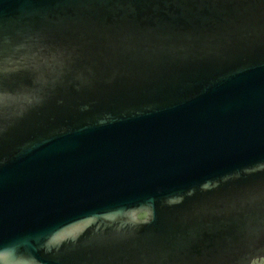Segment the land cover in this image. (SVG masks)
Here are the masks:
<instances>
[{
    "label": "water",
    "instance_id": "water-1",
    "mask_svg": "<svg viewBox=\"0 0 264 264\" xmlns=\"http://www.w3.org/2000/svg\"><path fill=\"white\" fill-rule=\"evenodd\" d=\"M0 264H264V0H0Z\"/></svg>",
    "mask_w": 264,
    "mask_h": 264
}]
</instances>
